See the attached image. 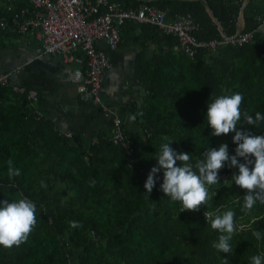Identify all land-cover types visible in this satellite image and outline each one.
<instances>
[{
    "label": "trees",
    "instance_id": "trees-1",
    "mask_svg": "<svg viewBox=\"0 0 264 264\" xmlns=\"http://www.w3.org/2000/svg\"><path fill=\"white\" fill-rule=\"evenodd\" d=\"M121 1L125 6L145 2L168 9L169 20L176 13H189L199 25L195 36L207 41L235 34L243 14V31L255 30V36L244 45L228 44L211 53L199 49L190 59L175 36L126 20L123 40L134 38L140 29L157 45L137 63L146 96L132 111L142 112L136 116L141 130L125 129L131 154L113 143L111 133L96 139L66 136L45 117L37 119L26 97L0 85V201L27 197L36 204L37 217L26 242L0 245V264H224V258L229 264H250L251 256L264 254V236L257 240L252 235L254 230L264 233V204L242 211L247 190L231 181L238 169L226 164L219 171L220 184L210 187L211 199L199 211L181 212V203L160 190L162 170L150 194L144 184L164 142L173 141L171 147L190 153L193 162L207 148L224 143L235 155V133L212 136L207 125L212 95L240 92L243 110L253 117L264 114V26L259 20L264 0ZM238 128L264 136V122L255 126L242 121ZM9 160L19 176H9ZM229 209L237 224L232 254L212 247L219 233L204 215ZM70 221L81 226L72 228Z\"/></svg>",
    "mask_w": 264,
    "mask_h": 264
},
{
    "label": "clouds",
    "instance_id": "clouds-1",
    "mask_svg": "<svg viewBox=\"0 0 264 264\" xmlns=\"http://www.w3.org/2000/svg\"><path fill=\"white\" fill-rule=\"evenodd\" d=\"M243 99L242 93L235 92L212 95L207 103L206 120L212 129L211 135L235 133V155H230L228 144L224 143L207 148L202 158L193 162L190 153L177 152L171 147L173 141L164 142L155 155L157 164L151 168L144 184L147 194L152 192L157 174L162 170L160 190L171 201L181 203V212L199 211L200 206L207 205L211 199L210 187L220 184L219 171L227 164L229 168L238 169L231 181L247 190L242 211L249 213L257 202L264 204V136L238 128L242 121L258 126L259 122H264V114L256 112L254 117L250 115L241 107ZM137 115H142V112L130 115L128 119L135 121ZM8 164L10 177L21 174L19 169L12 167L11 160ZM41 186L46 187V184L42 182ZM204 215L211 228L219 233L212 247L220 253L232 254L231 241L237 231L235 212L229 209L216 214L205 212ZM210 215L213 217L211 220L208 219ZM36 223V204L32 200L21 197L11 202L8 199L0 201V245L11 248L26 242ZM69 226L78 228L81 225L70 221ZM252 235L260 240L264 233L254 230ZM224 264H229L227 258H224ZM250 264H264V254L251 256Z\"/></svg>",
    "mask_w": 264,
    "mask_h": 264
},
{
    "label": "built area",
    "instance_id": "built-area-1",
    "mask_svg": "<svg viewBox=\"0 0 264 264\" xmlns=\"http://www.w3.org/2000/svg\"><path fill=\"white\" fill-rule=\"evenodd\" d=\"M12 1V0H9ZM29 6L14 10L10 15L0 17V30H11L18 34L37 32L42 40L44 53L62 55L72 60L77 51L86 59V79L79 93L85 102L102 103L104 76L110 66L106 51L98 46L104 41L111 50L122 42L121 29L126 20L158 27L166 34L178 39L180 50L190 59L197 56L199 49L215 52L224 45L241 46L251 42L255 30L238 31L233 35L223 33L221 38L199 40L194 34L199 25L191 14L176 13L169 20V10L145 2L137 6H125L121 0H26ZM264 26V16L259 17ZM15 71L0 73V85L10 87L20 96L26 97L33 108V114L41 119L44 114L34 106L38 93L25 86L12 85ZM111 140L124 147L128 154L133 148L121 118L113 119ZM69 137L72 132L67 134ZM161 179L160 176H158Z\"/></svg>",
    "mask_w": 264,
    "mask_h": 264
},
{
    "label": "crops",
    "instance_id": "crops-1",
    "mask_svg": "<svg viewBox=\"0 0 264 264\" xmlns=\"http://www.w3.org/2000/svg\"><path fill=\"white\" fill-rule=\"evenodd\" d=\"M18 1L21 2L0 0V17L11 9L29 6L26 0ZM244 24L243 14H240L238 28L243 29ZM133 37L122 40L116 50H111L104 41L97 43L110 59L103 81L102 103L81 99L79 90L86 79L83 53L76 52L72 60L44 53L37 32L18 34L0 30V73L15 71L10 80L12 85L36 91L39 98L34 106L66 136L69 132L87 139L108 135L115 118H121L126 130L139 132L141 127L137 120L128 119L146 96L137 76V63L152 55L157 45L148 35L142 36L140 29L135 30Z\"/></svg>",
    "mask_w": 264,
    "mask_h": 264
},
{
    "label": "rangeland",
    "instance_id": "rangeland-1",
    "mask_svg": "<svg viewBox=\"0 0 264 264\" xmlns=\"http://www.w3.org/2000/svg\"><path fill=\"white\" fill-rule=\"evenodd\" d=\"M77 52H79V51H77ZM80 52H82V51H80Z\"/></svg>",
    "mask_w": 264,
    "mask_h": 264
}]
</instances>
